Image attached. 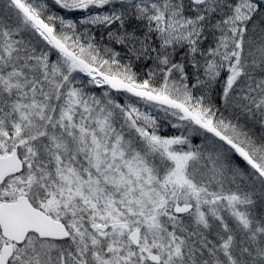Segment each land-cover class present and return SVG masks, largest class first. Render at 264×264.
<instances>
[{
	"label": "snow or ice",
	"instance_id": "6c2138e0",
	"mask_svg": "<svg viewBox=\"0 0 264 264\" xmlns=\"http://www.w3.org/2000/svg\"><path fill=\"white\" fill-rule=\"evenodd\" d=\"M0 264H264V0H0Z\"/></svg>",
	"mask_w": 264,
	"mask_h": 264
}]
</instances>
